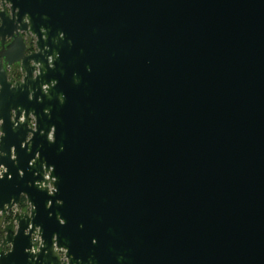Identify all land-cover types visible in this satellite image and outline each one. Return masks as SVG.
<instances>
[{
	"label": "water",
	"instance_id": "obj_1",
	"mask_svg": "<svg viewBox=\"0 0 264 264\" xmlns=\"http://www.w3.org/2000/svg\"><path fill=\"white\" fill-rule=\"evenodd\" d=\"M0 4V264H264V0Z\"/></svg>",
	"mask_w": 264,
	"mask_h": 264
},
{
	"label": "flooded vegetation",
	"instance_id": "obj_2",
	"mask_svg": "<svg viewBox=\"0 0 264 264\" xmlns=\"http://www.w3.org/2000/svg\"><path fill=\"white\" fill-rule=\"evenodd\" d=\"M3 8L1 7V4H0V11H2ZM5 12L7 14H9V10L8 8L5 9ZM23 38H24V41H25V45H26V55L27 54H30L32 52H35L36 51V48H35V38L32 37V36H26L23 34ZM6 42H9V40H7ZM12 75H17L16 77L17 78H11V80H8L11 81L12 83H15L17 81H21L22 78H23V72L20 70L19 66L18 65H13L12 67L8 68L7 70V77H12ZM20 75V77L18 76ZM30 125L33 126V121L30 120ZM17 210L19 212H27L29 211L27 205H26V201L24 198L21 199V203H20V206L19 208H17ZM1 214V213H0ZM13 216V211H9L7 212L6 215H2L1 214V217H0V243H1V240H2V237L3 235L1 234V231L3 230L4 226L7 225V223L9 222V220L12 218ZM33 241H36V238H33ZM8 250V248H7ZM63 256V254H61V257Z\"/></svg>",
	"mask_w": 264,
	"mask_h": 264
},
{
	"label": "rangeland",
	"instance_id": "obj_3",
	"mask_svg": "<svg viewBox=\"0 0 264 264\" xmlns=\"http://www.w3.org/2000/svg\"><path fill=\"white\" fill-rule=\"evenodd\" d=\"M16 76L17 75H12V77L9 76L8 78H9V80H11V78H17ZM18 76L20 77V75H18ZM0 217H1V214H0Z\"/></svg>",
	"mask_w": 264,
	"mask_h": 264
}]
</instances>
